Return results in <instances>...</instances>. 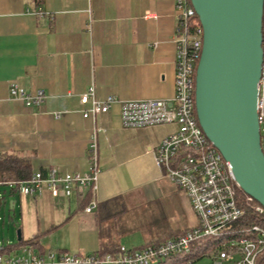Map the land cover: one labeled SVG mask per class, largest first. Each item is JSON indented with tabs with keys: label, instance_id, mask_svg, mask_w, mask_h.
Listing matches in <instances>:
<instances>
[{
	"label": "crops",
	"instance_id": "obj_1",
	"mask_svg": "<svg viewBox=\"0 0 264 264\" xmlns=\"http://www.w3.org/2000/svg\"><path fill=\"white\" fill-rule=\"evenodd\" d=\"M176 24L175 0H0V154L28 157L31 173L50 168L86 173L94 140L100 170L96 189H86L82 198L78 192L55 198L48 190L23 195L0 181V209L18 204L22 219L23 207L41 219L46 206L68 209L42 227L39 217H30L31 236L42 235L41 248L32 246L34 251H67L41 239L70 224L91 237L81 244L88 252L79 254L115 252L124 246L115 240L116 222L147 208L169 207L177 223L146 245L195 224L186 193L162 173L154 157L156 145L176 125L124 126L118 103L84 117L89 104L80 101L89 88L98 100L172 99ZM13 84L32 95L42 91L44 97L27 106L10 94ZM88 191L86 203H97L91 212L84 211L87 204L81 206ZM113 197L121 199L118 214L99 222L97 205ZM112 245L115 250L104 249ZM22 247L7 253H22Z\"/></svg>",
	"mask_w": 264,
	"mask_h": 264
},
{
	"label": "built area",
	"instance_id": "obj_2",
	"mask_svg": "<svg viewBox=\"0 0 264 264\" xmlns=\"http://www.w3.org/2000/svg\"><path fill=\"white\" fill-rule=\"evenodd\" d=\"M175 16L176 56L172 99L121 101L108 96L98 100L93 96V88H89L80 96V101L89 104L83 112L84 117L106 112L118 103L124 126L176 125V129L164 135L156 145L154 157L162 173L186 193L196 217L195 224L162 242L141 248L119 246L115 252L70 254L52 249L36 252L32 246L26 245L22 247V253L11 254L4 252L3 243H0V264H156L166 257L179 254L186 256L185 264H196L188 254L193 253L191 250L195 242L205 237H223L220 250L208 256L212 264L234 261L235 255L239 257L235 264H257V256L264 249V222L254 223L246 231L232 227L243 214L236 200L239 186L231 164L206 137L196 115L195 71L202 47V27L190 0H175ZM262 47L256 112L260 147L264 154V5ZM10 94L23 100L27 106L39 104L44 97L42 91L28 94L16 84L11 85ZM88 149L89 168L86 173H61L50 168L46 172L35 171L25 179L6 180L3 183L23 195L39 196L48 190L55 198L68 197L74 192H78L82 198L86 189H96L100 171L94 140ZM96 204L91 199L84 211L91 212ZM256 210L262 213L264 207L258 204Z\"/></svg>",
	"mask_w": 264,
	"mask_h": 264
},
{
	"label": "water",
	"instance_id": "obj_3",
	"mask_svg": "<svg viewBox=\"0 0 264 264\" xmlns=\"http://www.w3.org/2000/svg\"><path fill=\"white\" fill-rule=\"evenodd\" d=\"M190 1L202 27L195 71L199 125L231 164L239 188L264 207V154L256 112L264 0Z\"/></svg>",
	"mask_w": 264,
	"mask_h": 264
},
{
	"label": "rangeland",
	"instance_id": "obj_4",
	"mask_svg": "<svg viewBox=\"0 0 264 264\" xmlns=\"http://www.w3.org/2000/svg\"><path fill=\"white\" fill-rule=\"evenodd\" d=\"M159 210L154 209L152 212L151 209L147 208L139 210V212H131L123 215L116 222L117 236L115 240L126 247H133L142 245L143 243L146 245L147 242L160 236L161 233L166 232L165 234L167 235V230L172 228V226L177 223L176 219H174L175 212L173 211V214L170 208L166 206H161ZM64 212L66 215L68 214L66 206H46L44 209V218L41 219L39 213L38 215L35 214V212L31 213L29 209L27 210L23 207L24 216L22 219L20 216L21 210L18 204L14 209H8V205L5 204L0 209V243L5 242L6 244L15 242L17 240V230L21 225L22 227L20 231L23 239L25 240L31 237L32 231L30 228V217L31 221L32 219L34 221L36 217H39V225L42 227L46 226L48 222L49 224L50 222L51 224L52 222H56L55 220H58L60 215ZM80 231L76 227L72 228L70 224H66L64 228H61L59 225L56 229L45 235L41 240L44 243L49 242L55 247L66 248L67 251L65 252L70 254L88 252L86 249L81 247V244L83 245L89 243L91 237L87 234V232L83 231L80 233ZM91 236L94 240V235L91 234ZM70 244L75 246V248L69 247ZM238 258V255H235V260ZM235 260L230 262L224 261L222 264H235ZM195 263L212 264L208 255L198 259Z\"/></svg>",
	"mask_w": 264,
	"mask_h": 264
},
{
	"label": "trees",
	"instance_id": "obj_5",
	"mask_svg": "<svg viewBox=\"0 0 264 264\" xmlns=\"http://www.w3.org/2000/svg\"><path fill=\"white\" fill-rule=\"evenodd\" d=\"M31 166L28 161V157L19 154L13 153H3L0 154V181L6 180H21L28 178L31 175ZM3 183V182H2ZM16 191L14 187H10V191ZM89 199V191L86 192L84 196V200L81 203V206L87 204L86 202ZM119 197H113L111 199L105 200L97 205V212L99 222L106 221L110 218H114L118 212L116 211V205L118 201L120 202ZM236 200L239 207L243 210V214L238 219L237 222L233 224V228L243 229L244 231L247 228L251 227L252 224L258 223L260 221L264 222V212L259 213L256 210V206L259 204L257 201L253 199H249V196L244 193L240 188L236 190ZM102 214V215H101ZM183 231L175 230L171 236V238L177 236ZM41 234L33 235L28 239L20 238V240H16L13 243L3 242V250L4 252L16 251L23 245H31L36 246L37 248H41L40 238ZM223 237H205L203 239L195 242L192 248L191 254H188L190 259L193 261H197L199 258L204 255L212 256L221 248V242ZM164 241V240H163ZM155 243H158L155 242ZM117 245H112L109 247H104L107 251H113ZM186 256L185 255H174L166 257L160 260L156 264H185ZM257 264H264V249L257 256Z\"/></svg>",
	"mask_w": 264,
	"mask_h": 264
}]
</instances>
